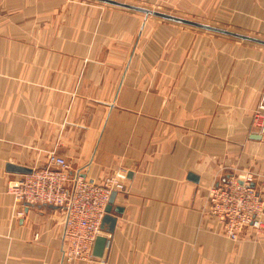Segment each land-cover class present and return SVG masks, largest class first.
I'll list each match as a JSON object with an SVG mask.
<instances>
[{
	"label": "crops",
	"instance_id": "obj_1",
	"mask_svg": "<svg viewBox=\"0 0 264 264\" xmlns=\"http://www.w3.org/2000/svg\"><path fill=\"white\" fill-rule=\"evenodd\" d=\"M221 1L257 24L202 23L264 40V0ZM107 5L0 0V264H264V235L233 241L206 210L212 184L264 175V44ZM53 151L95 182L128 171L101 260L68 263L64 210L8 190V163Z\"/></svg>",
	"mask_w": 264,
	"mask_h": 264
},
{
	"label": "built area",
	"instance_id": "obj_2",
	"mask_svg": "<svg viewBox=\"0 0 264 264\" xmlns=\"http://www.w3.org/2000/svg\"><path fill=\"white\" fill-rule=\"evenodd\" d=\"M254 120L263 134V104ZM48 161L47 166L34 167L32 173L18 174L8 190L21 205L51 204L63 208V251L68 263L101 260L93 254L94 245L99 235L108 236L102 221L112 193L127 190V169L118 168L103 182H95L80 172H71L67 160L55 151ZM259 176L253 171L244 176L231 174L208 188L206 210L222 234L233 241H239L245 230L250 229L255 235L264 233V175ZM17 213L22 215L24 211Z\"/></svg>",
	"mask_w": 264,
	"mask_h": 264
},
{
	"label": "rangeland",
	"instance_id": "obj_3",
	"mask_svg": "<svg viewBox=\"0 0 264 264\" xmlns=\"http://www.w3.org/2000/svg\"><path fill=\"white\" fill-rule=\"evenodd\" d=\"M77 1H84V2H89L92 4H98L100 6L109 7V5L95 1V0H77ZM118 1L144 7V8H148V9L155 10V11L168 13L171 15L180 16L182 18H186V19H190L194 21L199 20L198 22H201V23L202 22H206V23L212 22L213 24H218V25H222V24L231 25V23H229L231 21L234 24H239V25H242L243 27L246 26V28L248 29H249V26H251L252 24H257L256 20L253 18L252 12H250L251 10L248 9V12L243 13V14L234 13L230 11L225 12L223 11L224 4H222L221 0H188V1L187 0H118ZM173 4L178 5V8L182 11L176 12L177 9L176 7L173 6ZM122 9L125 10L126 8H122ZM127 10L128 9H126V12L132 11V14L139 16L141 20L144 18L143 13L140 14V13L134 12L133 10H130V11H127ZM197 16L201 18L198 19ZM149 19L160 20V18H155L152 15L151 17H149ZM219 23H222V24H219ZM229 29H231L233 32L235 31L237 33L248 35L247 31L244 30V28L242 30L232 25V27H230ZM260 34L262 33L260 32ZM260 34H258L259 36L257 37H261V38L264 37V35H260ZM253 36H256V35H253ZM32 172H33V168H32ZM247 173L248 171H244V172L242 171V173L239 175L244 176ZM13 174H14L12 176L13 178L9 181V184H11V182L16 178L17 176L16 174H22V173H13ZM57 207H60V206H57ZM17 215L21 216L18 213ZM260 235H264V233H261Z\"/></svg>",
	"mask_w": 264,
	"mask_h": 264
},
{
	"label": "water",
	"instance_id": "obj_4",
	"mask_svg": "<svg viewBox=\"0 0 264 264\" xmlns=\"http://www.w3.org/2000/svg\"><path fill=\"white\" fill-rule=\"evenodd\" d=\"M95 1L102 2V3H105V4L114 5V6H119V7H122V8L129 9V10L138 11V12L144 13L146 16L152 15V16L160 17V18L167 19V20L178 21V22H181V23H184V24H187V25H191V26H195V27H199V28H204V29H208V30L219 32V33L232 35V36H235V37H238V38L251 40V41H254V42H258V43L264 44V40L259 39V38H255V37L248 36V35L241 34V33H236V32H233V31H230V30H227V29L214 27V26H211V25H208V24H204V23H201V22H198V21L182 18L180 16L171 15V14H168V13L155 11V10H151V9H148V8H144V7L128 4V3L121 2V1H118V0H95ZM7 171L11 172V173H31L32 172V168L28 167V166H25V165L8 163L7 164ZM190 178L192 180L198 182V176H196L194 174H190ZM116 195H117V192H113L112 193L110 201H109V204H108L107 209H106V214H105L104 219L102 221V229L105 232L110 233V234L114 232L115 226H116V223H117V217L112 215L113 209L116 212H122V208H120V207H115L114 208V201L116 199ZM48 205L52 206V207H57V206H53L51 204H48ZM107 244H108L107 236L99 235L97 237L95 245H94L93 254L96 257H103Z\"/></svg>",
	"mask_w": 264,
	"mask_h": 264
}]
</instances>
